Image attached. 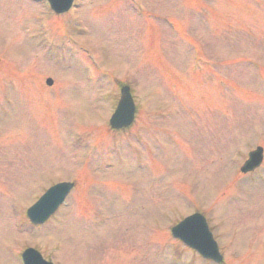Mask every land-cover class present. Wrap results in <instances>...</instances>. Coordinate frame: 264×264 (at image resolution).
<instances>
[{
  "label": "rangeland",
  "instance_id": "1",
  "mask_svg": "<svg viewBox=\"0 0 264 264\" xmlns=\"http://www.w3.org/2000/svg\"><path fill=\"white\" fill-rule=\"evenodd\" d=\"M76 2L55 16L0 0V264L26 247L55 264H178L171 247L211 264L170 236L197 211L225 264H264V174H238L264 148V0ZM114 82L136 118L110 135ZM70 180L29 229V206Z\"/></svg>",
  "mask_w": 264,
  "mask_h": 264
},
{
  "label": "water",
  "instance_id": "2",
  "mask_svg": "<svg viewBox=\"0 0 264 264\" xmlns=\"http://www.w3.org/2000/svg\"><path fill=\"white\" fill-rule=\"evenodd\" d=\"M53 10L56 13H62L68 10L71 2L73 0H49ZM133 119V106L132 102L129 99V95L126 89L122 90V99L119 103L118 109L115 115L111 119L112 127L122 128L128 126ZM262 159V149L258 148L256 151L250 153L249 159L245 162L244 166L241 168V172L247 173L252 171L254 168L258 167ZM71 185L62 186L57 190L62 191L61 197L65 196L69 192ZM55 190V189H54ZM54 190L51 191L54 194ZM56 193L52 196V199H55ZM58 200V199H57ZM56 199L50 202L51 206L56 205ZM38 207H35L30 211L31 217L38 219L42 214V209L37 210ZM37 217L35 214L37 213ZM41 221V220H40ZM39 221V222H40ZM172 233L175 237L181 239L185 244L189 245L196 251H198L203 257L212 259L216 263L221 261V257L218 254L216 244L212 241L211 237L207 233V227L201 216H193L186 219L179 226L172 230ZM31 258L36 261L31 263ZM27 264H43L38 256L29 257L27 254L26 257Z\"/></svg>",
  "mask_w": 264,
  "mask_h": 264
}]
</instances>
